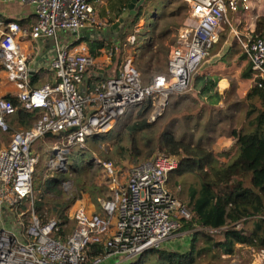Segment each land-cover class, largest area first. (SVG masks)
<instances>
[{
	"label": "built area",
	"instance_id": "built-area-1",
	"mask_svg": "<svg viewBox=\"0 0 264 264\" xmlns=\"http://www.w3.org/2000/svg\"><path fill=\"white\" fill-rule=\"evenodd\" d=\"M240 1L244 0H186L188 13L170 47L166 74H157L143 84L141 73L127 58L114 75L81 90L86 70L96 67L98 61L87 47L73 50L69 44H59V37L65 31L96 27L91 0H0L33 8L35 22L30 37L54 42L55 55L48 68L56 78L38 88L30 87L28 56L16 44L23 32L18 21L8 22L0 33L1 64L10 80L18 84L21 105L40 113L30 128L12 132L8 145L0 149V208L14 226H0V264H129L145 250L160 247L179 229L182 219H190L187 206L166 186L178 158L161 153L130 166L125 182H120L123 173L115 164L93 157L91 162L107 177L108 196L98 199L99 212L82 205L75 208L74 229L63 240L56 237L60 227L57 219L43 221L31 210L25 225L21 217L25 213L16 219L10 208L32 197L38 162L32 145L46 133L61 134L59 143L81 145L89 136L119 130L131 108L146 98L153 102L150 120L159 118L171 97L186 92L191 76L228 22L226 10L236 11ZM131 41L136 38L132 36ZM242 47L254 80L263 78L264 36H251ZM14 111L10 100L0 98L2 132L8 131L6 116ZM9 192L13 197L10 202L6 199ZM94 244L104 252L91 254L89 247Z\"/></svg>",
	"mask_w": 264,
	"mask_h": 264
},
{
	"label": "trees",
	"instance_id": "trees-1",
	"mask_svg": "<svg viewBox=\"0 0 264 264\" xmlns=\"http://www.w3.org/2000/svg\"><path fill=\"white\" fill-rule=\"evenodd\" d=\"M100 1L103 4L100 5ZM128 2L91 0L93 9L100 11V17L107 24L120 17ZM252 36H264V16L257 18ZM86 43L93 58L98 57L102 49L111 46L104 40ZM151 48L152 38L141 48V52L147 53ZM112 50V61L117 66L120 60L113 45ZM160 70L159 67L156 71ZM248 71H252L250 66ZM29 85L32 87L31 83ZM3 98L10 100L15 107L9 120L6 119L8 133L19 128L28 129L38 120V110L25 109L17 96ZM244 100L243 121H237L238 126L230 130V135L236 139L234 146L215 153L198 143L200 139L193 143L184 136L177 137L166 120L160 117L150 120L153 102L151 98H146L131 108L130 117L119 130L89 136L83 144L69 146L70 164L67 163L66 168L53 175L52 179L43 180V174L38 180L34 179L33 190L37 195L34 199L30 197L15 203L10 212L16 219L24 212L21 217L25 225L29 222L31 210L43 221L57 219L60 227L56 237L63 240L73 229L68 226L71 221L65 210L83 194L98 202L104 191V186L93 184L100 167L87 160L84 166L79 165L83 158L96 154L101 160L115 165L128 163L134 166L149 160L155 153H161L178 158V165L168 173L167 181L172 187L180 189L182 199L191 212L190 219H182L179 227L180 232L189 234V248L179 251L160 246L143 252L129 264H224L225 257L234 255L237 245L246 246L254 252L264 251V77L254 80ZM173 114L176 113L168 115ZM179 115L184 117L183 120L193 122L194 127L200 126L193 111L183 109ZM166 119L169 117L166 116ZM209 125L210 120L202 130ZM40 139L60 140L59 134L50 133ZM61 181L71 182V187L68 189ZM29 199L31 210L25 212ZM89 250L91 254L104 252L97 244L91 245Z\"/></svg>",
	"mask_w": 264,
	"mask_h": 264
},
{
	"label": "crops",
	"instance_id": "crops-1",
	"mask_svg": "<svg viewBox=\"0 0 264 264\" xmlns=\"http://www.w3.org/2000/svg\"><path fill=\"white\" fill-rule=\"evenodd\" d=\"M99 3L100 5L103 4L102 1ZM227 12H229V16H227ZM260 16H264V0H244L239 2L236 11H230L227 9L225 19L228 22H225L224 24L229 25V29L225 28L226 26L221 27L218 41L212 46L209 51V55L203 61L200 68L191 76L186 92L174 95L178 98L187 95L193 96V99L191 100L194 105H192V107H201L198 117L199 125H201L202 121V112L205 110L206 115L204 116L205 118L202 123L206 125L207 121L210 120V125L208 128L205 127L206 130L204 128L198 135L200 137V141L205 137L209 142L211 137L210 134H217V139L214 141L215 144L211 147V149L219 148V152L226 151L234 146L236 139L230 135V130L238 126L236 125L237 121L240 123L243 121L246 105L244 97L249 88L254 84V76L252 71H248L250 62L246 52L243 50L242 43L252 36L255 22ZM15 20L18 21V24L23 32L17 37L16 44L17 47L28 56L29 66H31L32 62L38 56L44 60V63L29 76L31 79L29 82L31 83V86L38 88L46 82L56 81L53 72L48 68L50 60L55 55L54 42L51 39L33 40L30 37L29 32L35 22L33 8L31 6H23L14 2L6 4L0 2V33L8 22ZM140 22L142 23L141 19ZM151 34L153 36V33ZM151 34H149L148 37H144V43L140 44L139 50L149 43L152 38ZM176 36L177 32L174 40L168 48V51L164 54V59L162 61H164L165 64L164 66H162L163 64L160 65V68L163 67V71L161 72L160 70L157 72L156 69V72L151 74L152 77L157 74L167 73L168 53L170 47L176 39ZM153 38L156 39L157 37L154 35ZM100 40H104L107 43L110 41V39L106 38V36L102 37ZM72 42H74V38L71 33L69 34L64 32L60 34L59 44H69L73 50L79 49L81 46L86 47L87 45L86 41H78L76 43ZM152 44L153 48L147 51V55L151 56L153 54L155 56L156 52L153 50L155 44L153 42ZM144 54L146 53L142 52V55ZM98 57H96V59H98ZM153 60H155V58ZM140 68L141 70L146 69L143 65H141ZM105 74L107 77L112 76L109 75L107 71H103L99 66L89 67L85 72L82 82L80 83V89L89 90L93 88L105 79ZM151 76L144 75V78L142 76L143 84H148L152 78ZM18 92V84L10 80L7 71L1 64L0 58V98L7 96L10 98L16 97ZM170 100L171 99H169V101ZM39 113L40 112L38 110V114ZM6 119L9 120V115L6 116ZM222 124L225 126H222ZM20 129L21 128H19V130ZM9 134L10 133L6 134L0 130V149L8 145ZM59 138L61 140V134H59ZM60 140L47 141L45 139H39L32 145L33 153L38 157L39 162H41L40 166H43H41L42 168L39 171H37L35 167L34 173H36L37 176H33V179L38 180L41 174H43L44 179H52L53 175L66 168L67 163L70 164V160L72 158L69 156L70 153L68 147L71 145L59 143ZM36 144L37 146L35 147ZM55 146H58L60 151L57 150ZM93 157L94 155H88L82 160L91 161ZM128 168H130V166H128ZM122 173L123 175L120 182H125L127 172L122 171ZM61 183L63 186H67L68 181H61ZM107 193L108 191L106 189V193L103 191L102 194L107 195ZM103 195H101L102 198ZM11 196L12 195L9 193L6 194L7 201L10 202L13 200V197ZM101 197H98V199ZM88 210L99 212L100 208L98 205L97 210ZM1 215L2 218L0 226L10 228L12 222H7L3 210L0 208V217ZM173 239L174 241H171ZM165 242L164 247L168 244L173 245L170 249L187 251L189 248V238H178L177 240H175V238H171Z\"/></svg>",
	"mask_w": 264,
	"mask_h": 264
},
{
	"label": "rangeland",
	"instance_id": "rangeland-1",
	"mask_svg": "<svg viewBox=\"0 0 264 264\" xmlns=\"http://www.w3.org/2000/svg\"><path fill=\"white\" fill-rule=\"evenodd\" d=\"M94 12H95V22H96L95 29L97 30H101V28L112 25L119 18L118 17L114 22L107 24L105 19L100 17V11L98 9H94ZM134 12L135 13L133 14L127 13V15L124 16L126 26L124 28L122 36L119 38V40H117L118 42L116 40H110L108 43L111 46H107L108 45L107 44L106 45L107 47L101 50V54L97 59L98 61L97 66L101 67L103 71H107L109 75L115 73L127 58L132 59L133 65L138 69V71L141 73L143 78L144 75L151 76V74H154V72H156L155 70L158 69L161 64H163L162 66H164L165 62L162 61L164 59V54L166 53V51H168L170 44L174 40L176 32H178L179 28L184 23V20L188 13V5L186 0H141V4L138 7L136 6L134 8ZM229 15H230L229 12H227V16ZM135 18L137 19L136 22L132 23ZM140 19L142 20V23L140 22ZM223 26H226L225 28L229 29V25L224 24ZM153 32H155L154 35L157 37L156 39L152 37V42L155 44L153 50L156 52V55L154 56L152 54L150 56L147 55V53L142 55V52L141 50H138V47L140 46V44L144 43V37H148L149 34ZM132 36L136 38V41L134 42L131 41ZM112 45L113 48L115 49L114 50V52H116L115 54L118 53L117 54L118 60H120L117 66L116 63L112 61V57L114 54L112 50ZM120 52L121 55H119ZM154 58L155 60H153ZM141 65L145 66L146 69L141 70L140 68ZM162 71H163V67H161V72ZM170 99L171 100L169 101V104H167L165 111L162 113L160 118H162V120L167 121V124L170 126L171 130L175 132L177 137L184 136L186 137V139L190 141L192 140L193 143H197L198 140L200 139L198 134L202 132V128L203 126H205L202 123L205 118L204 116L206 115L205 110L204 112H202L201 125L198 128H196L192 125L193 122L185 121L183 120L184 117L179 115L180 110L189 109L196 114L194 116L195 119H198L201 107L198 106L192 107V105H194L191 100L193 99V96L187 95L181 98L174 96L171 97ZM171 112L176 114H173L172 116L168 115ZM166 116H168L169 119H166ZM171 117H173V119H171ZM222 126L225 125L222 124ZM5 133L7 134L8 132ZM210 136L211 137L209 142L204 137L203 139H201L202 143L201 142L198 143L211 149V147H213V145L215 144L214 141H216L217 139V134L212 133L210 134ZM8 137L10 141L11 134H9ZM36 146L37 144L35 145V147ZM211 150L217 153L219 152L220 149L215 148ZM94 157L100 158L96 154H94ZM220 161L225 162V160H220ZM37 164H36L37 165L36 169L37 171H39L43 166L42 165H41L42 167L40 166L41 162H39V160ZM78 164L84 166L86 164V160H83ZM131 165L132 164L122 163L116 166L120 168L123 172H127L129 169L128 166ZM42 178L44 179V176H42ZM93 184L101 187L104 186L105 193H106V189L108 191L107 177L101 168H99V173L95 175ZM33 186H34V179H33ZM166 186L170 190V192H172L182 203L186 204V201L182 199V194L180 193L179 188H175L174 186L172 187L171 182L168 181ZM65 187L69 189L71 187V182L68 181V184ZM108 193L107 195H103V197L108 196ZM36 195L37 192L33 190L32 198L34 199ZM30 203L31 200L29 199V201L26 202V207L27 206L28 207L25 210V212L31 210ZM81 205L91 210H97L98 207L97 202L92 201L88 194H83L80 199H77L72 205H70L65 210V215L71 221L68 224V226H71L73 229L75 223H74V219L72 218V214L74 209ZM1 218L2 215L0 217V221ZM13 227L14 226H10V228L12 229ZM171 238H175V240H177L178 238H189V234L185 231L180 232L178 229L167 240ZM165 241L161 244V247L168 249L172 248L171 247L173 246L172 244H168L166 245V247H164L166 243ZM171 241H174V239ZM224 264H264V251L254 252L249 250V248L246 246L237 245L234 255L225 257Z\"/></svg>",
	"mask_w": 264,
	"mask_h": 264
},
{
	"label": "water",
	"instance_id": "water-1",
	"mask_svg": "<svg viewBox=\"0 0 264 264\" xmlns=\"http://www.w3.org/2000/svg\"><path fill=\"white\" fill-rule=\"evenodd\" d=\"M141 4V0H129V2L127 3V6L125 8V10L123 11V13L120 15V17L118 18V20L113 23L110 26H107L101 30H97L95 28H83L77 31H65V33H71V35L74 38V42L72 43H76L78 41H98L100 40L102 37H107L108 33H110L111 30H118L120 32V35H122L124 28L126 26L125 23V17L127 15V13L129 14H133L134 12V8L137 6H139ZM119 40V39H117ZM116 40V41H117ZM118 42V41H117ZM44 63V60L41 57H36V59L32 62L31 66H29V76L35 72V70L37 68H39L42 64ZM106 74L104 75V78H106ZM144 252H147V250H145Z\"/></svg>",
	"mask_w": 264,
	"mask_h": 264
},
{
	"label": "flooded vegetation",
	"instance_id": "flooded-vegetation-1",
	"mask_svg": "<svg viewBox=\"0 0 264 264\" xmlns=\"http://www.w3.org/2000/svg\"><path fill=\"white\" fill-rule=\"evenodd\" d=\"M120 32L118 30H111L110 33H108L107 37L110 40H117L121 37Z\"/></svg>",
	"mask_w": 264,
	"mask_h": 264
}]
</instances>
